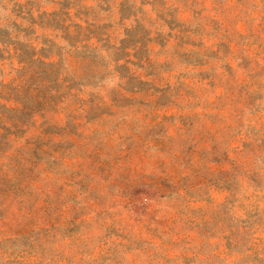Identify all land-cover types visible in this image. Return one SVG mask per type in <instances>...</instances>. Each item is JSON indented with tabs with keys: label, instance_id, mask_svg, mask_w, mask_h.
<instances>
[{
	"label": "rangeland",
	"instance_id": "obj_1",
	"mask_svg": "<svg viewBox=\"0 0 264 264\" xmlns=\"http://www.w3.org/2000/svg\"><path fill=\"white\" fill-rule=\"evenodd\" d=\"M0 264H264V0H0Z\"/></svg>",
	"mask_w": 264,
	"mask_h": 264
}]
</instances>
